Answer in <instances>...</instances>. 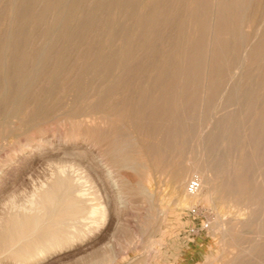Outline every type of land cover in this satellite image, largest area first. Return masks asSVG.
Masks as SVG:
<instances>
[{
  "label": "rangeland",
  "instance_id": "obj_1",
  "mask_svg": "<svg viewBox=\"0 0 264 264\" xmlns=\"http://www.w3.org/2000/svg\"><path fill=\"white\" fill-rule=\"evenodd\" d=\"M64 1L0 0V83L13 76L14 91L0 89V218L63 167L108 224L29 264H222L241 249V264H264V0ZM188 160L206 179L192 204L171 190Z\"/></svg>",
  "mask_w": 264,
  "mask_h": 264
},
{
  "label": "bare ground",
  "instance_id": "obj_2",
  "mask_svg": "<svg viewBox=\"0 0 264 264\" xmlns=\"http://www.w3.org/2000/svg\"><path fill=\"white\" fill-rule=\"evenodd\" d=\"M57 2H58V0H56ZM60 1V0H59ZM62 1V0H61ZM64 1V0H63ZM78 1V0H77ZM80 1H82V0H80ZM162 2V1H161ZM51 3V2H50ZM54 3H56V2H54ZM60 3V5H62L61 3L62 2H59ZM59 3H56V6H57V4H59ZM64 3H65V1H64ZM75 3V2H74ZM73 3V4H74ZM77 3V2H76ZM94 3V2H93ZM101 3H103V2H101ZM142 3V2H141ZM161 4H163V3H161ZM166 4V3H165ZM46 5V4H45ZM77 5V4H76ZM101 5H103V4H101ZM164 5V4H163ZM53 6V5H52ZM171 6V5H170ZM62 7V6H61ZM101 7H103V6H101ZM157 7H158V5H157ZM54 8H57V7H53V9ZM58 8H60L59 6H58ZM63 8H64V5H63ZM76 8H78V5H77V7ZM161 8V7H160ZM164 8V7H163ZM61 9V8H60ZM166 9V8H165ZM45 10V9H44ZM55 10H59V9H55ZM74 10V9H73ZM121 10V9H120ZM177 10V9H176ZM43 11V10H42ZM67 11H68V8H67ZM108 11V10H107ZM113 11V10H112ZM161 11V10H160ZM184 11V10H183ZM44 12V11H43ZM45 12H46V10H45ZM44 12V13H45ZM49 12V11H48ZM56 12V11H55ZM54 11L53 12H51V13H55ZM70 12V11H69ZM157 12V11H156ZM174 12V11H173ZM40 13H41V10H40ZM39 13V14H40ZM43 13V14H44ZM194 13V12H193ZM192 13V14H193ZM46 14V13H45ZM48 14V13H47ZM46 14V15H47ZM108 14V13H107ZM118 14H120V12L118 13ZM123 14V13H122ZM211 14V13H210ZM212 14H214V13H212ZM70 15V14H69ZM112 15V14H111ZM206 15V14H205ZM40 16H41V14H40ZM39 16V17H40ZM122 16V15H121ZM123 16H125V15H123ZM185 16V15H184ZM209 16V15H208ZM72 17H74V16H72ZM38 18V17H37ZM36 18V20L35 21H37L38 22V19ZM42 18V17H41ZM40 18V19H41ZM144 18H145V15H144ZM179 18V17H178ZM189 18V17H188ZM34 19V18H33ZM152 19V18H151ZM147 20H149L148 18H147ZM99 22V21H98ZM218 22V21H217ZM36 23V22H35ZM32 24V23H31ZM138 25H139V23H138ZM144 26V25H143ZM143 26H139V27H143ZM138 27V26H137ZM81 29V28H80ZM79 29V30H80ZM86 30V29H85ZM26 31H24V33H25ZM28 32V31H27ZM45 32V31H44ZM77 32H79V31H77ZM76 32V33H77ZM30 33V32H29ZM48 33V32H47ZM80 33H81V31H80ZM28 34V33H27ZM31 34V33H30ZM9 35H12L11 33L9 34ZM25 35V34H24ZM79 35V34H78ZM14 36H16V35H14ZM13 36V37H14ZM19 36V38H20V34L18 35ZM12 37V38H13ZM23 37H25V36H23ZM22 37V38H23ZM7 38H9V37H7L6 36V39ZM11 37L9 38V39H7L8 41H12L11 39H12ZM16 39H17V37H16ZM16 39H15V41H16ZM25 39H27V41H28V38H26L25 37ZM4 41V40H3ZM7 41V42H8ZM24 41V40H23ZM7 42H5V43H7ZM20 43H22V42H20ZM12 44V43H11ZM18 44V43H17ZM17 44H16V47H17ZM24 44V43H23ZM7 46V45H6ZM5 46V47H6ZM8 46H9V44H8ZM9 47H11V46H9ZM8 47V48H9ZM16 49H18V48H16ZM3 50H5V48L3 49ZM8 50V49H7ZM6 50V51H7ZM19 50V49H18ZM22 50V49H21ZM24 50H25V48H24ZM24 50H22V51H24ZM27 50V49H26ZM25 50V51H26ZM6 51H5V53H6ZM11 51H13V50H10L9 52H11ZM39 51V50H38ZM43 51V50H42ZM71 51V50H70ZM28 52V51H27ZM36 53H35V55L37 54L38 55V53H37V51H35ZM47 52V51H46ZM50 52V51H49ZM49 52H48V54H49ZM67 52V51H66ZM65 52V53H66ZM13 53H14V51H13ZM18 53H20V52H18ZM34 53V52H33ZM41 53H44V51L43 52H41ZM41 53H39V55L38 56H35V58L37 59V61H35L37 64H39L40 63V60L42 61L43 59H40L41 58V56H40V54ZM53 53V52H52ZM55 53V52H54ZM64 53V55H66ZM100 53V52H99ZM17 54V53H16ZM22 54V53H21ZM21 54L19 55V57L18 58H21L22 56H21ZM59 54V53H58ZM9 55V54H8ZM18 55V54H17ZM17 55H14V56H17ZM31 55L32 54H28V58H30L31 57ZM42 55V54H41ZM51 55H53V54H51ZM70 55V54H69ZM33 56V55H32ZM44 55H42V57H43ZM68 56V55H67ZM1 57H3V56H1ZM5 57V56H4ZM3 57V58H4ZM8 56H6L5 57V59L7 58ZM10 57V56H9ZM8 57V58H9ZM11 57H12V54H11ZM26 57H27V55H26ZM50 57V56H49ZM59 57L61 58V56L59 55V56H57V59H58V62H59ZM66 57V56H65ZM69 57V56H68ZM8 58H7V60H8ZM24 58V57H23ZM22 58V59H23ZM109 58V57H108ZM243 58V57H242ZM4 59V60H5ZM31 59H33V58H30V60ZM44 59H45V56H44ZM46 59H47V57H46ZM45 59V60H46ZM69 59V58H68ZM112 59V58H111ZM120 59V58H119ZM6 60V61H7ZM10 60V59H9ZM15 60H16V58H15ZM20 60V59H19ZM33 60H35V59H33ZM32 60V61H33ZM44 60V61H45ZM48 60V59H47ZM67 60V59H66ZM65 60V61H66ZM13 61H14V59H13ZM18 61V60H17ZM23 61V60H22ZM62 61H63V59H62ZM111 61V60H110ZM9 62V61H8ZM15 62V61H14ZM18 62H20V61H18ZM24 62H25V60H24ZM28 62V61H27ZM30 62V61H29ZM34 62V61H33ZM55 62H57V61H55ZM64 62V61H63ZM124 62V61H123ZM107 63V62H106ZM3 64H5L6 65V63H4L3 62ZM2 64V66H4ZM25 64V63H24ZM23 64V65H24ZM27 64V63H26ZM242 64V63H241ZM18 65H20V63H18ZM42 65V64H41ZM43 65H45V64H43ZM59 65H60V63H59ZM10 66V65H9ZM12 66V65H11ZM27 66V65H26ZM25 66V67H26ZM14 66H12V68H13ZM99 67V66H98ZM239 67V66H238ZM241 67V66H240ZM3 68H6V67H3ZM43 68V67H42ZM46 68V67H45ZM65 68V67H64ZM93 68V67H92ZM1 69V68H0ZM7 69V68H6ZM5 69V70H6ZM15 69H18L19 70V68H15ZM25 69V68H24ZM29 69V68H28ZM56 69V68H55ZM5 70H4V72H5ZM7 72L9 71V70H6ZM26 71H28V70H26ZM26 71H24V72H26ZM30 71H32V70H30L29 69V72ZM33 71H37V70H33ZM32 71V72H33ZM17 72V71H16ZM43 72V71H42ZM54 72V71H53ZM91 72V71H90ZM97 72V71H96ZM12 73V72H11ZM37 72H35V74H36ZM7 74V73H6ZM13 74H15V73H13ZM26 74H27V72H26ZM25 74V75H26ZM29 74H31V73H29ZM33 74H34V72H33ZM38 74V73H37ZM36 74V75H37ZM49 74V73H48ZM53 74V73H52ZM51 74V75H52ZM94 74H95V72H94ZM9 75V74H8ZM11 75V74H10ZM43 75V74H42ZM41 75V76H42ZM18 76H19V74H18ZM29 76V75H28ZM34 77H35V75H33ZM40 76V77H41ZM53 76V75H52ZM2 77H3V82L2 83H0L1 84V87H0V89L1 88H3V89H9L10 88V86H11V79H10V77H13V76H6V75H3L2 74ZM22 77H24V75L22 76ZM59 77V76H58ZM20 78V77H19ZM19 78H17L18 80H19ZM25 78V77H24ZM23 78V79H24ZM54 78V77H53ZM27 79V78H26ZM42 79V78H41ZM45 79V78H44ZM48 79V78H47ZM16 80V79H15ZM14 80V84L15 83H18L17 82V80L15 81ZM25 80V79H24ZM37 80H38V78H37ZM40 80V79H39ZM21 81H23V80H21ZM29 81V80H28ZM34 81H36V78H35V80ZM12 82H13V80H12ZM24 82H22L20 85H19V83H18V86L20 87L22 84H23ZM27 84V83H26ZM37 84V83H36ZM16 87H17V85H16ZM22 87V86H21ZM28 87V86H27ZM23 88V87H22ZM55 88V87H54ZM28 89V88H27ZM26 89V90H27ZM2 90V89H1ZM4 90V91H5ZM10 90V89H9ZM4 91H1V92H3V94H4ZM11 92H14L13 90H10ZM16 91V90H15ZM23 91V90H22ZM6 92V91H5ZM17 92V91H16ZM78 92V91H77ZM7 93H8V91H7ZM7 93L5 94V101H4V103L7 101V98H6V96H7ZM18 93V92H17ZM16 93V94H17ZM2 94V95H3ZM12 94V93H11ZM21 92L17 95V100H18V102H20V100L19 99H21L22 97H21ZM20 95V96H19ZM0 97H2V96H0ZM9 97V96H8ZM14 97V96H13ZM27 97V96H26ZM16 98V97H15ZM19 98V99H18ZM15 101H17L16 99H14ZM22 100H23V98H22ZM27 99H25V101H26ZM29 100V99H28ZM0 101H1V99H0ZM3 101V100H2ZM9 101V100H8ZM36 101V100H35ZM14 102V101H13ZM13 102H11L12 104H13ZM27 102V101H26ZM38 102V101H37ZM41 102V101H40ZM15 103H17V102H15ZM33 104H35L34 102H33ZM33 104H31L30 106L33 108ZM37 104H39V102L37 103ZM15 105V104H14ZM23 105V104H22ZM25 105H27V104H25ZM40 105V104H39ZM36 106V105H35ZM21 107V106H20ZM28 107V106H27ZM104 107V106H103ZM102 107V108H103ZM105 107H106V105H105ZM110 107V106H109ZM124 107V106H123ZM126 107V106H125ZM32 108H29V110H28V112L30 111V109L32 110V111H34ZM35 108V107H34ZM100 108V107H99ZM21 109V108H20ZM39 109H40V107H39ZM5 110V109H4ZM25 110V109H24ZM18 111V110H17ZM37 111H38V109H37ZM120 111V110H119ZM40 112H41V109H40ZM102 112V111H101ZM37 113H39V111L38 112H36V114ZM7 114V113H6ZM26 114H28V113H26ZM35 114V113H34ZM40 114V113H39ZM117 114V113H116ZM105 115V114H104ZM111 115V114H110ZM113 115V114H112ZM119 115V114H118ZM123 115V114H122ZM28 116V115H27ZM102 116V115H101ZM36 117V116H35ZM38 117H39V115H38ZM100 117V116H99ZM43 118V117H42ZM110 118V117H109ZM35 119V118H34ZM112 120L114 119V118H111ZM93 121V120H92ZM95 121H97V119L96 120H94V122ZM100 121V120H99ZM104 121V120H103ZM102 121V122H103ZM122 121V120H121ZM210 121V120H209ZM102 122H100L101 124H103ZM96 123V122H95ZM111 123V122H110ZM109 123V124H110ZM90 124V123H89ZM98 124V123H97ZM105 124V123H104ZM106 125V124H105ZM111 126V125H110ZM176 128L174 127V130H175ZM173 130V131H174ZM100 131V130H99ZM138 132H139V130H138ZM117 135H118V133H116ZM133 134V133H132ZM173 135V134H172ZM130 136V135H129ZM100 137V136H99ZM103 137V136H102ZM105 137V136H104ZM119 137V136H118ZM132 137H134V136H132ZM176 137V136H175ZM90 138V137H89ZM127 138V137H126ZM130 138V137H129ZM110 139V138H109ZM115 139V138H114ZM118 139V138H117ZM171 139H174V138H172L171 137ZM176 139V138H175ZM174 139V140H175ZM120 140V139H119ZM136 141V140H135ZM138 142V141H137ZM136 142V143H137ZM176 142V141H175ZM114 143V142H113ZM135 143V144H136ZM161 143V142H160ZM117 144V143H116ZM121 144H122V142H121ZM124 144V143H123ZM102 146V145H101ZM117 146V145H116ZM138 146H140V145H138ZM175 146H176V143H175ZM203 146H205V145H203ZM131 147V146H130ZM177 147V146H176ZM113 148V147H112ZM138 148V147H137ZM166 148V147H165ZM128 149V148H127ZM140 149V148H139ZM144 149V148H143ZM177 149V148H176ZM126 150V149H125ZM178 150H179V147H178ZM203 150H205L204 149V147H203V149H202V151ZM118 151V150H117ZM124 151V150H123ZM172 151V150H171ZM201 151V152H202ZM206 151H208V150H206ZM131 152V151H130ZM149 152V151H148ZM148 152H147V155H148ZM167 153V152H166ZM176 153V152H175ZM175 153H173V154H175ZM204 153V152H203ZM144 154V153H143ZM146 154V153H145ZM144 154V155H145ZM191 154V153H190ZM142 155V154H141ZM140 155V156H141ZM143 155V156H144ZM170 155H172V154H170ZM194 155H196V154H194ZM203 155H205V154H203ZM163 156V155H162ZM161 156V157H162ZM172 156H174V155H172ZM188 156H190V155H188ZM192 156V155H191ZM191 156H190V159H191ZM144 157H146V156H144ZM150 157V156H149ZM179 157V159H180V156H178ZM197 157V156H196ZM208 157V156H207ZM143 158V157H142ZM147 158H148V156H147ZM174 158H177V156L175 157L174 156ZM199 158V157H198ZM204 158H205V156H204ZM145 159V158H144ZM196 159V158H195ZM169 160H173V159H169ZM169 160H168V163H169ZM198 160V159H197ZM199 160H200V158H199ZM103 161V160H102ZM134 161V160H133ZM141 161V160H140ZM174 161H175V159H174ZM189 161V160H188ZM194 161V160H193ZM206 161H207V159H206ZM144 162V161H143ZM148 162H149V160H148ZM151 162H152V160H151ZM150 162V163H151ZM160 162H163V161H161L160 160ZM192 162V160L191 161H189V163L190 164H192V165H189L188 167H185V168H187L186 170L185 169H182V170H184L185 172L183 173V174H181L180 176H176V177H173V180H172V184H171V190H172V192L173 193H175L176 194V192L177 191H179V192H182L183 193V197H188V200L186 201L188 204H192L191 202H192V199H194L195 197H196V195H189V194H187L186 193V189H185V185H186V181L188 180V179H186V177H188L189 175H191V177L192 176H196L198 179H199V181H200V183L201 184H203V182H204V180H206V179H204V174H202V170L201 169H199L195 164H193V163H191ZM196 162V161H195ZM194 162V163H195ZM199 162V161H198ZM105 163V162H104ZM103 163V164H104ZM149 163V164H150ZM158 163H159V161H158ZM164 164H166L165 162H163ZM171 163V162H170ZM179 163V162H178ZM231 163V162H230ZM162 164V163H161ZM175 164H176V162H175ZM175 164H173V165H175ZM207 164V163H206ZM226 164V163H225ZM232 164V163H231ZM167 165V164H166ZM169 165H171V164H169ZM179 166H182V165H180V163L178 164ZM187 165V164H186ZM185 165V166H186ZM200 165V164H199ZM103 166H105V165H103ZM134 166V165H133ZM231 166V165H230ZM153 167V166H152ZM167 167V166H166ZM205 167H206V165H205ZM234 167V166H233ZM104 168H106V167H104ZM111 168V167H110ZM159 168H161V167H159ZM172 168V167H171ZM174 168V167H173ZM172 168V169H173ZM176 168H177V164H176ZM181 168V167H180ZM224 168V167H223ZM227 168V167H226ZM245 168V167H244ZM106 169H108V168H106ZM112 169V168H111ZM116 170V169H115ZM118 170V169H117ZM156 170V169H155ZM157 170H159V169H157ZM162 170V169H161ZM171 170V169H170ZM179 170V169H178ZM162 171H164V170H162ZM206 171V170H205ZM228 171V170H227ZM107 172V175H109V177H110V171H106ZM106 172H105V174H106ZM173 172H174V170H173ZM181 172V171H180ZM229 172V171H228ZM233 172V171H232ZM150 173V172H149ZM176 173V172H175ZM222 173V172H221ZM257 173V172H256ZM178 174V173H177ZM243 173H241V175H242ZM78 175V174H77ZM220 175V174H219ZM218 176V175H217ZM221 176V175H220ZM219 176V177H220ZM224 176V175H223ZM222 176V177H223ZM227 176V175H226ZM247 176V175H246ZM241 177V176H240ZM249 177V176H248ZM114 178V177H113ZM172 178V177H171ZM170 178V179H171ZM245 178V177H244ZM78 179L79 178H77V179H75V178H73V176H71L70 175V173H69V171L67 170V169H65V168H63V167H61V168H58L55 172H52L51 173V175L49 176V178H48V180H46L45 182H43V183H41L40 184V186L33 192V194H32V197L27 201V203L25 204L24 202V204L23 205H21V206H18V207H15L14 208V210L12 211V212H8L9 214H7L6 216H4V217H2V218H0V256L1 255H4V254H8L10 257H11V261L13 262V263H11V264H29V263H35V262H38V261H40V260H43V259H45V258H47L48 256H50V255H52L53 253H55V252H60L61 250H63V249H65V248H68V247H71V246H73L74 244H76V243H78V242H83L85 239H87L88 237H90V236H92V235H96V234H98V233H101L102 232V230L105 228V226L108 224V212H107V209H106V207L101 203V201H94L95 200V197L96 196H94V194H93V196H90V192H89V190H87L86 188H84V185L85 184H81V182H78ZM111 179V178H110ZM186 179V180H185ZM218 179V178H217ZM223 179V178H222ZM224 179H226V178H224ZM223 179V180H224ZM228 179V178H227ZM226 179V180H227ZM249 179V178H248ZM233 180H234V178H233ZM254 180V179H253ZM211 181V180H210ZM244 181V180H243ZM230 182H231V185H232V181L230 180ZM249 182H252V181H249ZM246 183H248V182H246ZM249 184V183H248ZM247 184V185H248ZM251 184H254L253 182L251 183ZM82 185H83V187H82ZM234 186V185H233ZM245 187H247L246 186V184L244 185ZM250 186H252V185H250ZM216 187V186H215ZM214 187V188H215ZM240 187V186H239ZM89 188V187H88ZM241 188V187H240ZM239 188V189H240ZM254 188H255V186H254ZM253 188V189H254ZM143 189V188H142ZM212 189V188H211ZM230 189H231V187H230ZM229 189V190H230ZM242 189H245L246 190V188H244V187H242ZM146 190V189H145ZM150 190V189H149ZM212 190H214V189H212ZM218 190V189H217ZM255 190V189H254ZM91 191V190H90ZM225 191V190H224ZM246 191H248V190H246ZM200 192V191H199ZM198 192V193H199ZM242 192H243V190H242ZM213 193V192H212ZM225 193V192H224ZM223 193V194H224ZM228 193V192H227ZM236 193V192H235ZM238 193V192H237ZM240 193V192H239ZM245 193V192H244ZM249 193V192H248ZM252 193L254 194V191H252ZM252 193H251V195H252ZM256 193V192H255ZM172 194V193H171ZM233 194V193H232ZM98 195V194H97ZM100 195V194H99ZM98 195V196H99ZM174 195V194H173ZM241 195V194H240ZM256 195V194H255ZM223 196V195H222ZM221 196V197H222ZM225 196H227V195H225ZM239 196V195H238ZM252 196H254V195H252ZM182 197V198H183ZM231 197H232V195H231ZM236 197V196H235ZM234 197V198H235ZM242 197V196H241ZM245 197V196H244ZM243 198V197H242ZM246 198H248V197H246ZM245 198V199H246ZM28 199V198H27ZM181 199V198H180ZM224 199V198H223ZM228 199H230L229 197H228ZM241 199V198H240ZM254 199V198H253ZM100 200V199H99ZM225 201L227 200V199H224ZM247 200V199H246ZM183 201V200H182ZM217 201H219V200H217ZM232 202H233V199L231 200ZM221 202V201H220ZM222 202H224V201H222ZM237 202V201H236ZM243 202V201H242ZM264 203V202H263ZM13 204V203H12ZM220 204V203H219ZM222 204V203H221ZM243 204H245V203H243ZM263 205V204H262ZM12 207V206H11ZM13 207H14V205H13ZM263 207V206H262ZM259 210H261V208L259 209ZM263 210H264V208H263ZM259 212V211H258ZM244 213H242V215H243ZM251 215V214H250ZM259 215V214H258ZM257 215V216H258ZM261 215V214H260ZM263 215V214H262ZM163 217H164V213H163V215H162ZM256 216V217H257ZM1 217V216H0ZM162 217V219H164ZM243 217V216H242ZM251 217H253L252 215H251ZM262 217V216H261ZM264 217V216H263ZM262 217V218H263ZM260 218V217H259ZM258 218V219H259ZM240 219V218H239ZM244 219V218H243ZM251 218L249 217V220H250ZM252 219H257V218H255V217H253ZM257 219V220H258ZM264 219V218H263ZM220 221V220H219ZM242 221H244V220H242ZM243 222H241L240 220L239 221H233L232 222V225L236 228L235 229V231L234 230H232V228H231V230L229 231V234L228 235H230V238H231V240H232V238H235V236H237V234H236V230H237V228L242 224ZM254 223V222H253ZM256 223H257V221H256ZM256 223H254V226H255V224ZM259 223H260V221H259ZM262 223V222H261ZM240 224V225H239ZM244 224V223H243ZM218 225V224H217ZM220 225V224H219ZM249 225V222H248V224H247V226ZM251 225V224H250ZM259 225V224H258ZM215 226V225H214ZM223 226V225H222ZM246 226V227H247ZM262 227H263V224L261 225ZM226 227V226H225ZM230 227H231V225H230ZM216 228V227H215ZM243 228V227H242ZM256 228H257V226H256ZM256 228H255V230H256ZM258 228H260V226H258ZM264 228V227H263ZM223 229H225V228H223ZM222 229V231H224ZM227 229V228H226ZM229 229V228H228ZM250 229V228H249ZM248 229V230H249ZM252 229V228H251ZM221 231V230H220ZM226 232H228V231H226L225 230V234H226ZM256 232V231H255ZM258 232V231H257ZM222 233V232H221ZM258 233H260V232H258ZM257 233V234H258ZM239 234V233H238ZM261 234V233H260ZM264 233H262V235H263ZM223 235V234H222ZM254 235H256V234H254ZM261 235V236H262ZM239 236V235H238ZM237 236V237H238ZM251 236V235H250ZM256 236H260L259 234L258 235H256ZM255 236V237H256ZM241 238L243 237L242 235L240 236ZM244 237H246L245 235H244ZM264 237V236H263ZM263 237H261V239H263ZM223 238V237H222ZM230 238H228L229 240H230ZM224 239V238H223ZM225 239H227V237L225 238ZM235 239H237V238H235ZM245 239V238H244ZM258 239V238H257ZM229 240H228V242H229ZM239 241H240V239H238ZM243 240V239H242ZM264 240V239H263ZM262 240V241H263ZM247 241V240H246ZM255 241V240H254ZM258 241H260L259 239H258ZM231 242V241H230ZM225 242H223V244H224ZM233 243H236V240H235V242H233ZM238 243V242H237ZM236 243V244H237ZM253 243V242H252ZM232 244V243H231ZM236 244H234V245H236ZM253 244H255V243H253ZM258 244V243H257ZM261 244V243H260ZM227 246H228V244H226ZM233 245V246H234ZM259 245V244H258ZM257 245V246H258ZM264 245V243L262 244V246ZM261 246V247H262ZM230 247V246H229ZM229 247H227L228 249H229ZM250 247V246H249ZM259 247V246H258ZM225 248H226V246H225ZM226 248V249H227ZM241 248V247H240ZM260 248V247H259ZM227 249V250H228ZM231 249V248H230ZM243 250L244 249H241V250H239V252L238 253H236V254H233V255H231V256H229V258H227L226 260H225V262H222V264H241L242 263V260H243V257H245V253H246V251H247V249H246V251H244L243 252ZM251 250H252V247H251ZM257 250V249H256ZM228 252V251H227ZM249 253H253L252 251H249ZM248 252H247V254H249ZM259 253V252H258ZM255 254V253H254ZM253 254V255H254ZM260 254V253H259ZM259 254H255V256H258ZM250 255V254H249ZM3 256H1V258H2ZM252 257V256H251ZM246 258H247V255H246ZM255 258H258V257H255ZM110 259V258H109ZM254 259V258H253ZM7 260V259H6ZM106 260V259H105ZM250 260V259H249ZM255 260H258V259H255ZM262 260V259H261ZM247 261V260H246ZM2 262V261H1ZM258 262V261H257ZM3 263V262H2ZM94 263V262H93ZM244 263V262H243ZM247 263V262H246ZM97 264H103L101 261L99 262V263H97Z\"/></svg>",
  "mask_w": 264,
  "mask_h": 264
},
{
  "label": "built area",
  "instance_id": "obj_3",
  "mask_svg": "<svg viewBox=\"0 0 264 264\" xmlns=\"http://www.w3.org/2000/svg\"><path fill=\"white\" fill-rule=\"evenodd\" d=\"M200 188H201V183L196 176H192L186 181L185 189L187 194L197 195L198 192L200 191ZM191 212L196 213V207H191ZM208 227H209V221L205 219V221L202 222L200 226L190 227L188 233L191 236H196L202 231L207 230Z\"/></svg>",
  "mask_w": 264,
  "mask_h": 264
}]
</instances>
